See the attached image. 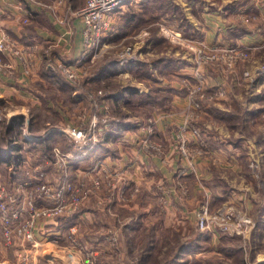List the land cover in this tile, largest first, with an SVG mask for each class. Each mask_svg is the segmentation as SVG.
<instances>
[{"label": "rangeland", "instance_id": "rangeland-1", "mask_svg": "<svg viewBox=\"0 0 264 264\" xmlns=\"http://www.w3.org/2000/svg\"><path fill=\"white\" fill-rule=\"evenodd\" d=\"M129 1L130 0H128L127 4ZM200 1H202L203 5L202 3L200 5ZM209 1L214 0H139L131 7L130 4L128 5L129 7L126 5L125 8L127 11L116 20L115 26L119 28V31L109 39L110 41L106 42L107 45L102 48L99 55L89 61L83 77L75 82L73 81L72 85L74 88L72 91L60 92L62 95L58 96L57 94L59 93L54 91V87L46 86L44 90H47L46 94L49 96L51 95L52 98L49 102H42L41 96L39 97L38 95L37 97L40 100L35 103L21 102V99L11 100L6 97V102L0 104V120L6 117V122H8L11 117L18 114H24L28 118L33 116V118H35L32 126L34 132L44 134L43 137L48 133L58 134L55 135L57 139L52 141L54 143L51 145L68 150V144H72L73 152H68V154L71 155L74 153L75 144L74 140L72 139V141L70 139L68 130L84 128L89 134L86 141L89 143L92 142L93 144L99 143L104 146L101 149L102 151L98 149L99 153L101 152L100 154L95 155L96 153H93L94 156L100 157V155L107 153V151L110 153L113 152L115 149V140L117 141V138H119L118 135L122 131L125 132V130H123L124 127H127L123 126V124L136 123L139 125L149 120L152 111H156L157 109L168 111L165 109H170V103H168V101L170 97L174 95L171 86L180 85L181 90L185 92L184 97L186 98L185 101H188V107H186L187 104L184 105V107L182 104H178L179 108L186 110L184 114L185 119L183 121L185 124L181 126V134L179 132L177 137L178 140L174 143L176 144L177 151L183 158L188 160V163L192 160L201 158L200 155L195 153H193L191 158H187L183 156L181 152L182 148L193 151L201 149V144L198 142L196 134L191 130V125L195 127L199 126L197 122H200V116H198L199 118L196 117L195 112L190 107V96L188 95V91L191 86L196 85L194 77L198 73L204 74L206 86L212 88L213 85L209 83L205 74V69L207 66H214V64L207 60L211 58L212 53H217L215 51L225 52L234 47V45H241L233 44L229 41L227 45H219L210 48L199 44L201 41H193L190 38L191 34L193 35L197 32L195 30V25L197 23L195 18L201 19L204 10L207 11L213 8V6H207V2ZM54 2L57 1L54 0ZM218 2L220 3V7ZM223 3L224 0H216L214 4L216 6H214V8L218 6L219 10L217 13L219 11L222 12L221 7ZM225 3L235 5L240 3V6H235V8H237L232 12L235 20L242 21L240 16L244 11L245 13H243L245 15L251 16V21L254 20L252 23L244 24V26L249 30L251 27H256L259 24L264 34V21L263 23L260 21L259 11L256 8L257 5L264 6V0H225ZM255 3H257V5ZM204 4L206 5V9ZM260 8L262 9V7ZM257 22L259 23L257 24ZM261 40L263 41L259 43L264 42V37ZM250 52V58L244 61V63L241 62V64L237 65V67L240 66L246 69L242 76L244 79L246 78L247 85L243 86V88L236 87L233 89L235 90L234 94L242 96V98L237 99L234 94L230 96L228 89L230 85L226 88V85L223 83L224 85L219 88L214 87L213 93L218 91L222 97L216 96L212 92H207L204 99H208V103L206 106L203 99L202 109L205 110V106L207 107L206 110L210 109V114L215 115V119H211V115L209 119L208 117L205 119L206 125H203L205 131H202V128H199L200 126L198 127L201 134L205 136L204 133H207L208 129L206 128L210 127V123H216L219 127L227 130L229 132L227 136L228 139L230 138V140H233V142L241 148V150L238 151L239 155H237V158L244 166L243 171H241L240 174H233V172L228 170L227 173H221V175L224 176L226 174L231 184L228 185V187H236L238 190H242V192L245 193L246 199L240 200L237 198L236 201H239L238 203H234L236 201L231 203V201L228 202L226 200L222 202L223 204L220 203L216 206L213 211L210 213L208 212V214H206L208 215L206 216L208 217V223L210 225L216 223L217 230L225 233L226 237L221 238L220 241V234L215 236L211 229H207L208 233H213L211 236L213 238L207 240L204 238L199 248L190 249V251H187L188 253L186 254L184 253V256H181L175 264H242L243 259L248 262V264L264 262V85L259 79V77L264 78V45L256 48L251 47ZM220 53L222 54L223 52ZM222 55H224V53ZM198 58L201 61L199 68L197 65ZM106 64H114L115 69L112 70L110 74L99 77V71L103 69ZM133 66H135V69L132 70V68H134ZM191 66L195 68L193 75L190 74L192 70L187 68ZM216 66L221 68L218 65ZM237 67L235 66L231 71H234ZM256 69L260 70L259 73H257L258 71L255 73ZM186 72L187 75H178L179 73ZM245 72L248 74L246 75L247 77L245 76ZM258 79L261 83L257 84ZM187 85L190 86L186 87ZM24 89L26 93L33 94L32 88L27 87ZM133 89L136 91L134 92ZM49 90H53V92H48ZM99 91H101L103 93L102 96L107 99H100L101 96L98 98L96 94ZM46 94L43 93V95L47 96ZM71 96L74 98V102L71 100ZM34 97L36 98L35 93ZM153 97L162 99L163 102L165 101V104L156 105L155 103L157 102H152ZM184 97H182L183 100ZM1 98L3 99V96H0V99ZM46 99H49V97L47 96ZM37 107L42 109L35 110ZM247 108L248 124L245 123V125H243L241 119L232 114H239L242 110H246ZM189 109L194 114L191 118L188 116ZM221 112H223V114ZM228 112L232 113L228 115ZM44 118L47 119L44 120ZM119 126L123 127L118 128ZM91 127L93 129H90ZM242 127L246 128L244 129ZM2 128L3 124L0 123V130H2ZM110 131H113V133L106 139ZM23 133L28 140L35 139L34 134L28 133L27 127H24ZM155 133L156 129L154 126L153 132H149V135L153 134L154 136ZM189 136H191V138H189ZM240 136L243 138L239 140ZM148 140L155 141V143L161 146V150L157 152L154 148H147L145 145V149L149 153L154 155H165L163 144L160 141L154 140L151 137ZM193 140L195 141L193 142ZM206 145L209 157L216 158L217 150L210 148L212 146L216 147V144L213 143V145L210 146L211 144H208L207 141ZM59 147L56 148L60 150ZM89 152L90 151H88L87 155L84 157L88 156ZM33 153L39 155L42 151H34ZM60 153L64 154L65 151H61ZM57 158L58 156L55 155L54 152L52 157L47 160L54 164ZM96 161L93 162L91 158L86 161L82 160L81 164H83V168L76 171V174L79 176L76 182L83 181L85 188L88 190V198L86 201L89 200L91 195H97L99 191L106 190L112 192L114 188L124 194L126 192H128V194H139V186L134 187L129 182H125L124 185V182H122L121 179L127 177V173H122L120 176L111 166L103 162V160L97 159ZM99 163L103 165V170H100V168L95 169ZM34 166L36 165L32 164L28 166L26 168L27 171L31 170ZM182 166L184 167L185 165ZM1 172L7 173L8 170L3 167L0 168V173ZM108 173L110 177H107ZM98 177L102 182L100 188L95 184V180ZM117 181L120 183L119 187L117 186ZM108 182H110L111 185H109ZM0 184L6 186L11 193L14 194L16 192V185L10 190L4 180L0 179ZM165 189L166 185L163 184V190ZM232 190H234V188H231V191ZM183 194L189 195V192L184 191ZM162 200L164 201V199ZM164 203L167 202H163V206L165 207ZM90 207L93 208L92 206ZM231 207L235 215L232 220L228 222L222 221L221 219H217L216 221L213 220L212 217L215 214L225 213V211ZM166 212L168 214L167 210ZM157 217L159 218H157V221H154L156 226L152 231L153 234L150 235L149 238L150 240H156L155 243H157V246L153 250L154 252H159L161 250L159 257L163 260L168 252L172 253L173 251H171L172 248H168V244L162 245L161 248V242H158L159 239L161 241L162 237L168 234H174L177 231V234L183 239L192 240L196 235V231L194 229L195 224H190V222L186 220L180 224H177V222L170 224L171 218L178 222L184 219L178 213L176 215H171L170 218L169 216H163L165 219H161V215ZM50 220L53 221L54 219L47 217L45 220L39 222L38 228L41 229L39 232H36V238L39 240L37 246H39L41 242H44L43 245L47 244L45 247L51 244L49 242L51 241L49 236L50 232L45 236L42 233V227L48 226V221ZM162 220H164V222ZM94 221L95 215L89 213L87 216L89 228H86L85 233H90L91 235V232H93V234H96L97 227ZM221 225L224 229H220ZM67 228L68 226L66 228L63 226L62 232L64 233ZM47 229L50 230V228ZM76 233L77 237L82 241L80 233ZM132 233L133 232H130V234ZM50 235L53 236L54 234ZM77 237L75 238L82 245ZM145 237H147L146 232L139 233L138 236L134 238L128 237V239L131 238V243H135L132 246V251L138 254L147 253L148 246L146 243L144 244ZM206 237H210V235ZM123 243L121 241L122 247L119 245L120 258H118L119 253L117 252V258L114 257L115 262L109 264H127L125 260L126 249ZM81 245L77 243L74 244L72 241H70V243L68 242V245H63L61 243L62 247L69 250H67V254L70 255L71 261L72 259H76L80 261L81 264H88V258L92 256V254ZM88 247L99 253L97 248L92 246ZM40 248H42V246H40ZM45 250L44 252L39 250L41 252L40 256L52 259L45 253ZM113 250L115 254L116 251L115 249ZM164 252H167V254H163ZM15 255L16 249L6 244L0 225V264H25V262L21 260L18 261ZM104 257L107 256L105 255ZM150 260L151 258L143 264H148Z\"/></svg>", "mask_w": 264, "mask_h": 264}, {"label": "crops", "instance_id": "crops-1", "mask_svg": "<svg viewBox=\"0 0 264 264\" xmlns=\"http://www.w3.org/2000/svg\"><path fill=\"white\" fill-rule=\"evenodd\" d=\"M137 1L139 0H131L129 2L130 7L135 5L134 3ZM214 1L216 3V0ZM214 1L207 2V6H213V8L207 11L204 10L201 19L195 18L197 22L195 30L197 32L190 35L193 41H201L199 44L210 48L227 45L229 41L233 44H241L252 48L264 45V42L259 43L263 41L261 39L264 37L263 30L260 29L258 24L259 22H257L258 25L256 27H251L249 32L244 34H239L236 31L235 28L239 23L246 24L243 21L235 20L232 15V12L237 8L235 6L239 7L240 3L237 5L226 4L224 0L221 7L222 12L219 11L217 13L219 9L218 6L214 8L216 6ZM199 3L201 5L202 1ZM84 4L85 0H64L61 5L56 4L54 0H0V37L1 33L8 32L17 49L24 50L33 46L31 48L33 50L31 52L32 55L29 56L33 67L30 74L26 71L27 64L24 55L20 56L9 50L0 51V58L5 63V66L0 68V96H3V99H0V104L6 102V97L11 100L21 99V102H39L40 99L37 95L39 97L43 96L45 87L49 85L43 77L44 69H57L59 62H72L81 54L84 41L82 33L84 25L82 20L74 15L73 12L82 8ZM129 4L126 5L128 6ZM218 4L220 7L219 2ZM255 4L257 5V3ZM126 5L123 7L125 12L127 11ZM256 8L259 11V19L263 23L264 6L257 5ZM120 15L117 13L113 16L112 23L114 25ZM25 19H28V21L25 22ZM115 30L118 31L116 26ZM50 64L53 66L50 67ZM187 68L192 70L189 73L193 75L194 66ZM244 71L246 69L240 66L231 72L223 71L216 65L207 66L205 74L209 83L213 85L208 92H213L214 87L219 88L225 84L226 88L230 85L228 89L231 96L235 92L234 88H243V86L247 85L246 78L244 79L242 76ZM259 71L256 69L255 73H259ZM180 74L187 75V72L179 73L178 75ZM259 79L264 85V78L259 77ZM259 79L257 84L261 83ZM27 87L33 89L32 95L25 92L24 88ZM180 87V85L171 86L174 95L168 101L170 109H165L168 111L157 109L151 112L149 120L145 123H141L137 127L124 128L125 132L122 131L118 135L117 141L115 140L114 142L115 149L113 152L107 151V153L102 154L101 160L111 166L118 175L121 176L122 173H127V177L121 179L124 185L125 182H129L134 187H140L139 194H128V192L124 194L121 191H117L116 188L112 192L99 191L91 200L89 199L90 201L87 200L82 205L84 210L80 220H76L70 225L58 224V226L54 225L53 223L55 222L50 220L45 228H50L51 231L59 234L62 232L63 226L65 228L68 226L67 229H69L75 225L78 229V234L80 233V237L83 240L82 242L85 241V245L95 247L98 249L99 254L105 253L107 256L102 259L100 257V264L104 263L106 259H110L108 262L111 263L115 262L114 257L117 258V252H115V255L111 238L114 235L120 238L125 226L129 227L130 232L136 233L140 232L148 224L157 221V218H159L157 216L159 215L162 217L169 216L170 218L171 215H176L177 213L184 219L178 222L171 218L170 224L175 222L180 224L186 220L190 224L197 225L201 215L210 213L214 210V206L222 202L219 201L215 205V198L219 197L228 202L231 201V203L236 201L237 198L240 200L246 199L245 193L236 187H230L234 188V190L228 193L221 190L222 186L231 185L229 177L226 174L224 177L221 173H227L230 170L233 174H240L244 167L237 158V155H239L238 151L241 148L234 146L228 140L229 132L227 130L219 127L216 123H210V127L206 128L208 129L207 133H204L205 139H214L216 147L210 148L217 150L216 158L204 156L201 157L202 159L199 158L188 163V160L183 158L177 151L174 142L178 140L177 137L181 131V126L185 124L183 121L186 113V110L179 108L178 104H182L183 107L187 104L186 107H188V101L186 102L184 97L185 92ZM234 95L237 99L242 98V96ZM182 97H184V100ZM203 102L207 106L208 99H204ZM206 106L205 110L202 109L198 115L200 116V118L198 117L200 122L198 121L197 123L200 126L198 127L202 128V131H205L203 128V125H206L205 119L207 117L209 119L211 115L210 109L206 110ZM221 113L223 114V112ZM211 119H215V115L212 114ZM149 125L155 126L156 133L154 136L153 134L149 135L146 130ZM150 137L163 144L165 155H154L145 149V143ZM46 163H51V161H46ZM43 165L45 167V164ZM182 165L185 166L183 167ZM74 173L76 174V172ZM212 181L220 184L215 187ZM163 184L166 185L165 190H163ZM183 185L188 188L187 192H189V195L183 194ZM117 186H120L118 181ZM165 201L167 203H164V205L168 214L163 206ZM90 206L93 207L94 211L87 209L91 208ZM211 207L214 208L212 209ZM89 213L95 215L96 234H93V232H91V235L90 233H85L86 228H89L87 223ZM220 229H224V227H220ZM212 231L215 236L220 234L217 226ZM65 232L67 231L65 230ZM43 244L44 242H41L39 246L30 249L32 258L28 264H81L76 259L71 261L70 255L67 254V248L52 243L45 247L47 244ZM63 245H68V240ZM39 250L42 252L45 250V253L52 259L40 256L41 252ZM118 258H120V253Z\"/></svg>", "mask_w": 264, "mask_h": 264}, {"label": "built area", "instance_id": "built-area-1", "mask_svg": "<svg viewBox=\"0 0 264 264\" xmlns=\"http://www.w3.org/2000/svg\"><path fill=\"white\" fill-rule=\"evenodd\" d=\"M56 4L61 5L64 0H55ZM127 0H85V4L82 8L74 12V15L79 17L83 22V49L81 54L74 59L72 62L61 61L57 65V69L69 82L73 83L79 78L83 77L84 71L88 66L90 60L96 58L99 52L107 44V40L110 36L113 16L116 15L120 9L126 5ZM245 13V12H244ZM243 12L240 19L245 23L251 22V16L245 15ZM25 22L28 19L24 20ZM13 39L8 32L1 33L0 37V51L9 50L17 55L25 56V62L27 64L26 71L31 72L32 61L29 56L32 55L31 48L24 50L17 49L13 44ZM251 47H245L241 45H234V47L224 51H215L212 53L209 60L214 65L220 66L224 71L230 72L235 66L243 61L250 58ZM220 52H223L222 55ZM29 57V58H27ZM201 61L198 58V68ZM212 64V63H211ZM5 63L0 58V68L4 67ZM49 66H52L50 64ZM198 70V69H197ZM248 75L245 72V76ZM247 77V76H246ZM195 86H191L188 91L190 96V107L198 117L199 112L202 111L203 102L206 93L210 90L206 86V81L203 73H198L194 77ZM190 85H187L188 87ZM190 93V94H189ZM222 93V92H221ZM216 96L222 97L220 93H213ZM97 97L105 100L106 98L101 91L97 94ZM190 110L189 117L194 116ZM145 128V127H144ZM151 125L146 128L147 131L153 132ZM90 129H93L92 127ZM191 130L198 138V142L201 144V149L198 151L187 150L182 148L181 152L183 156L191 158L193 153L200 155L201 157L209 156L207 141L201 134L200 129L196 126L191 125ZM70 139L74 140L75 148L74 153L61 154L58 148L54 149L55 155L58 158L54 161V165L62 172L61 177L67 176L70 172L68 166L75 159L84 157L88 153L89 142L86 141L88 138V132L86 129L68 130ZM181 134V131H180ZM72 140V141H73ZM147 148H154L157 152L161 150V146L155 141L147 140L145 143ZM183 146V145H182ZM49 162V160H47ZM52 163V162H51ZM100 168L103 170L102 164H98L95 169ZM80 169V168H79ZM50 173L47 171L43 164H36L31 170H26L25 179L20 183L16 184V192L11 193L6 186L0 184V225L4 234L6 244L9 247L16 249V256L18 261L28 263L31 259L30 249L36 247L39 243L36 238V232L40 231L38 228L39 222L45 220L47 217L53 218L61 213H74L78 211L88 198V190L85 188L84 182L76 181H64L62 183H55L50 178ZM107 177H110L108 173ZM101 179L98 177L95 180V184L98 188L101 187ZM111 185L110 182H108ZM183 192H187L185 185L182 186ZM208 215H201L198 220V226L202 230L211 229L214 230L216 223L210 225L208 223ZM235 217L234 210L229 208L225 213L215 214L212 218L214 221L221 219L222 221L228 222ZM220 227H223L222 225ZM67 232L61 234H54L50 236V243L61 246V240L66 237V240L74 242V244L81 245L77 237V227L74 225L66 230ZM74 238V239H73ZM78 238V237H77ZM79 239V238H78ZM83 247L92 254L88 258V264H99L100 258L99 253L96 250L90 249L80 239ZM111 243L116 252L119 253V240L116 235L111 238ZM81 245V246H82Z\"/></svg>", "mask_w": 264, "mask_h": 264}, {"label": "trees", "instance_id": "trees-1", "mask_svg": "<svg viewBox=\"0 0 264 264\" xmlns=\"http://www.w3.org/2000/svg\"><path fill=\"white\" fill-rule=\"evenodd\" d=\"M128 2V0H127ZM131 2V0L129 1ZM127 4V3H126ZM129 4V3H128ZM133 5V4H132ZM125 10L124 9H120L118 14H124ZM113 22V21H112ZM236 31L239 32V34H244L246 32H249L248 28L244 26V24H238L236 26ZM119 31V28H118ZM115 33H117V31L115 30V25L114 23H112V27H111V32H110V36L108 38L107 41H110L109 39H111V37L113 35H115ZM74 61V60H73ZM244 63V61H243ZM242 63V64H243ZM241 64V63H240ZM135 69V66H133ZM237 67V66H236ZM114 64H106L103 69H101L99 71L98 75L100 76H106L107 74H110L112 72V70H114ZM43 77L46 80L47 83H49V87H54V91L59 93L57 94L58 96H61L62 94L60 92H69L72 91V89L74 88V86L72 85L73 83L69 82L66 78H64V76L60 73V71L58 69H44L43 72ZM98 77V78H99ZM97 79V78H96ZM52 85V86H51ZM133 91L135 92L136 90L133 89ZM47 90H44V93L46 94ZM48 92H53V90H49ZM213 93V92H212ZM70 94V93H69ZM49 99H46L47 96L43 95L41 96V100L42 102H49L52 98L51 95L49 96L48 94H46ZM71 95V94H70ZM106 98V97H105ZM107 99V98H106ZM71 100L74 102V98L71 96ZM152 102H157L155 103L156 105H164L165 101L163 102L162 99L159 98H152ZM42 109L40 107H37L35 110H39ZM154 110V109H153ZM248 108L246 110H242L241 113L239 114H235L233 113L232 115H236L237 117H239L241 119V122H243V125L248 124ZM232 113V112H231ZM230 112H228V115L231 114ZM245 115V117H244ZM33 116H31L30 118L26 117L24 114H18V115H14L13 117H11L8 122L7 118L4 117L2 120H0V123L3 124V128L2 130H0V168L5 167L8 172H4V173H0V179L4 180L8 186V188L10 190L13 189V186H15L16 184L20 183L21 181H23L25 179V174H26V168L30 165H36L39 163L45 164V167L47 170L50 171V178L53 179L55 181V183H62L64 181H76L79 176L77 174H75L74 172H76L79 168H83V161H86L87 159H92L93 162L96 161L97 159L100 160L102 155L99 156H94L100 154L99 150L102 151L101 149L104 147L101 144H93L92 142L89 143L88 145V151L89 155L86 157H81L79 159H74L68 166L70 173H68L67 176H63L61 177L62 173L60 172V170L52 163V164H47L46 160L52 157V154L54 153V149L56 147L59 146H55V145H51L53 144L54 140H56V136L58 135L56 133H48L47 135H45L43 137L44 134H38L36 132H34L33 130V123H34V119ZM47 118H44V120H46ZM27 121V123H26ZM138 124L136 123H127V124H123V126H127L124 128H132V127H137ZM123 126H119L118 128H122ZM24 127H27V131L28 133L30 132L31 134L35 135V139L34 140H28V138L25 136L24 132ZM242 128H246V127H242ZM242 130V129H241ZM243 131V130H242ZM113 131H110V133H108V136L106 137L109 138L110 134H112ZM37 138V139H36ZM207 138V137H206ZM243 137H239V140L242 139ZM234 146H237L236 143L233 142V140H230V138L228 139ZM208 143L211 144L210 146L213 145L214 143V139H207ZM214 147V146H212ZM211 147V148H212ZM60 150L62 152L65 151V153L68 152H73V147L72 144L69 145L68 144V150H64L63 148L59 147ZM246 150V149H244ZM34 151H42L41 154L36 155L33 152ZM98 151V152H97ZM95 152V153H94ZM94 153V154H93ZM33 154V155H32ZM97 162V161H96ZM95 165V164H94ZM93 165V166H94ZM53 168V171H52ZM51 173H53L51 175ZM213 185L216 187L217 185H219L220 183H214L212 181ZM222 191L228 193L231 192V188L228 187V185H224L221 188ZM92 195L90 196V200L92 199ZM89 200V201H90ZM215 205L220 201H226L224 199L221 198H215ZM221 202V204H222ZM220 203H218L216 206H218ZM216 206H214L216 208ZM214 207H211L212 209ZM88 210H92L94 211L92 208H87ZM83 208L81 206V208L74 212V213H61L58 214L57 216L53 217V223L54 225L60 224H65V225H70L71 223H73L76 220H80L81 215L83 213ZM161 219H165L164 217H162ZM52 221V220H51ZM164 222V220H162ZM161 224V223H160ZM155 223H150L148 224L145 228H143L140 232H133L132 234H130L129 231V227L125 226L122 232V236L120 238H118V240L120 241L119 245H121V241L123 243V239H124V246L126 249V253H125V260L127 264H143L145 261H148L150 258L151 260L149 261L148 264H175L176 261H178V259L181 256H184V253H188L187 251H190L195 249V248H199L200 243L202 241H204V238L207 240L209 238H213L211 237L213 233H208L207 230H202L199 228L198 224L195 225L194 229L196 231V235L194 236V238L191 240H186L183 239L181 236H179L176 233L174 234H168L165 237L161 238L158 240V242H161L160 246L162 248V245H169L168 248H172L171 251H173L172 253L168 252H164L163 254H167V256L161 260L160 259V252H154V248L157 246V243H155L156 240L152 239L150 240L149 236L153 234V229L155 228ZM47 227V226H46ZM43 228V235H47L49 232L50 234H55L53 231L48 230L47 228H45L44 226ZM169 229V228H167ZM146 232L147 237L144 238V244L146 243V245L148 246L147 248V253L146 254H138L133 250V244H135L134 242H130L131 238H134L136 236H138L139 233H143ZM63 233V232H62ZM135 233V234H134ZM138 233V234H137ZM179 233V232H178ZM208 233V234H206ZM137 234V235H136ZM177 234V235H175ZM134 235V236H133ZM210 235V237H206ZM128 237H131L130 239H128ZM225 233H222V231H220V236H219V240L221 238H224ZM83 241V240H82ZM133 241V239H132ZM221 241V240H220ZM66 242V237L64 236V238L61 240V243H65ZM85 242V241H84ZM123 246V248H124ZM122 247V245H121ZM170 253V254H169ZM104 254V255H103ZM102 255L99 254V258L101 257L104 258L105 253H103ZM12 255V254H11ZM171 255V256H170ZM110 259H106L104 263L109 264ZM242 264H248V262H246L244 259L242 261ZM102 262V264H104ZM203 264V263H202ZM258 264H264V262L262 263H258Z\"/></svg>", "mask_w": 264, "mask_h": 264}, {"label": "water", "instance_id": "water-1", "mask_svg": "<svg viewBox=\"0 0 264 264\" xmlns=\"http://www.w3.org/2000/svg\"><path fill=\"white\" fill-rule=\"evenodd\" d=\"M37 139V138H36Z\"/></svg>", "mask_w": 264, "mask_h": 264}]
</instances>
